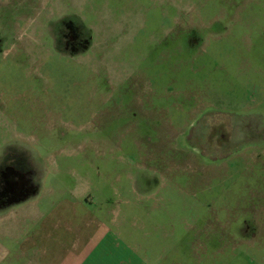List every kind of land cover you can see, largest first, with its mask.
Instances as JSON below:
<instances>
[{
    "label": "rangeland",
    "instance_id": "1",
    "mask_svg": "<svg viewBox=\"0 0 264 264\" xmlns=\"http://www.w3.org/2000/svg\"><path fill=\"white\" fill-rule=\"evenodd\" d=\"M3 171L22 248L83 196L150 264H264V0H0Z\"/></svg>",
    "mask_w": 264,
    "mask_h": 264
},
{
    "label": "crops",
    "instance_id": "2",
    "mask_svg": "<svg viewBox=\"0 0 264 264\" xmlns=\"http://www.w3.org/2000/svg\"><path fill=\"white\" fill-rule=\"evenodd\" d=\"M27 177L32 180L33 175L29 172ZM0 178V264H60L57 257L62 258L61 264H79V260L83 257L86 258L83 264H150V261H152L151 257L148 256V251H143L144 257L141 258V255L137 252V248L143 250L142 247L136 246L137 248H135L132 244L123 243L121 234H117V232L114 234L110 231V227L113 226L117 230L121 228L120 233L122 232V223L127 220L118 219V217L120 218V213L117 214L115 211L112 213V218L108 221L110 225L102 219L93 224L91 222L80 221L82 211L85 212L88 210L86 208L88 206L86 201L82 199L83 196L78 197L76 203L71 208L66 209V213L71 216V221L68 224L77 222L76 228L85 229L87 232L93 226L96 230L94 229L90 236H85L84 240L83 238H77V244H74L73 249H68L67 245L64 246L61 243V247L54 250L53 248L59 244L57 241L49 243L44 249L43 247L37 250L33 249V244L29 247L22 248L20 245V234H22V229L26 223V217L29 215L32 216V212L30 210L27 212V208L17 203L27 199V197L35 195V187L31 184L27 196L18 194L13 196L10 194L8 188V184L11 182L10 178L18 179L21 182L20 180H24L25 176L16 171L7 173L3 171ZM25 180L30 183L28 179ZM33 183L34 185L36 184L35 182ZM131 190H133L132 192L136 191L135 188ZM14 204H17V206L14 207ZM29 208L35 210L30 206ZM130 214L127 213V216ZM133 221L136 222V219H133ZM100 229H103V232H98ZM87 240L89 243L88 252H86L87 249L84 244ZM119 240H121V245L119 244ZM91 245L92 249L90 250ZM68 251H71L73 254L77 252L78 254L71 255ZM11 257H14V259L12 260Z\"/></svg>",
    "mask_w": 264,
    "mask_h": 264
}]
</instances>
